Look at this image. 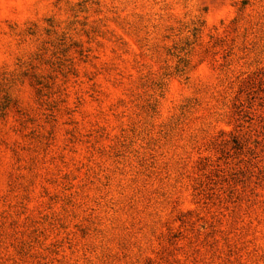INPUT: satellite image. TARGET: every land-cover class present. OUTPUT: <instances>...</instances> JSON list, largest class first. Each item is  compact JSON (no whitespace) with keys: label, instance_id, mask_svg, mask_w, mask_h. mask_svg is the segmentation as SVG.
I'll return each mask as SVG.
<instances>
[{"label":"rangeland","instance_id":"374dc122","mask_svg":"<svg viewBox=\"0 0 264 264\" xmlns=\"http://www.w3.org/2000/svg\"><path fill=\"white\" fill-rule=\"evenodd\" d=\"M0 264H264V0H0Z\"/></svg>","mask_w":264,"mask_h":264}]
</instances>
